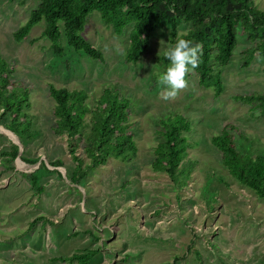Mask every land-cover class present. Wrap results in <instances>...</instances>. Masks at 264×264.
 <instances>
[{"label":"rangeland","instance_id":"374dc122","mask_svg":"<svg viewBox=\"0 0 264 264\" xmlns=\"http://www.w3.org/2000/svg\"><path fill=\"white\" fill-rule=\"evenodd\" d=\"M252 1L264 11V0ZM38 2L0 0V57L17 89L28 90L23 111L30 121L22 141L6 128L11 115L0 105V125L13 134L0 131V264H79L56 258L91 249L87 264H264V199L228 173L210 142L228 122L241 152L264 154V116L235 97L264 93V54L254 47L262 33L238 24L227 64L212 58L220 95L192 72L187 89L164 100L157 80L168 67L159 59L171 45L168 26L151 34L138 61L127 62L116 48L126 51L129 27L116 34L94 12L81 34L104 61L76 52L63 34L57 54L42 35L44 21L25 39L13 37ZM190 26L181 21L179 30ZM49 83L85 90L90 108L104 88L118 89L130 99L136 154L91 166L82 138L54 133ZM171 113L190 121L191 146L175 179L151 168L159 120Z\"/></svg>","mask_w":264,"mask_h":264},{"label":"trees","instance_id":"16d2710c","mask_svg":"<svg viewBox=\"0 0 264 264\" xmlns=\"http://www.w3.org/2000/svg\"><path fill=\"white\" fill-rule=\"evenodd\" d=\"M94 12H98L101 20L112 26L116 34L129 27L130 43L124 55L127 62L138 61L149 46L151 34L165 26L170 30L171 45L178 36L201 44L200 66L190 71L187 79L195 72L199 84L213 88L216 96L222 92L223 84L220 73L213 70L211 60L215 59L219 65L227 64L236 45L234 28L238 24L245 30L254 28L262 33L254 47L259 54H264V11L253 5L252 0H39L25 22L13 32V37L16 41L25 39L34 26L44 21L42 35L49 39L57 54L63 53L60 42L63 34L76 52L104 61L100 50L81 34L87 17ZM181 21L191 25L186 32L179 30ZM250 38L255 39L253 35ZM253 50L249 49L244 65L250 62ZM159 59L169 65L163 55ZM49 94L54 102V133L67 134L69 140L77 136L82 138L92 159L91 166L104 163L108 157L130 158L136 154V142L129 132L130 99L118 89L104 88L93 108L85 102L87 92L83 89L70 90L49 83ZM28 96L27 89H17L7 61L0 57V105L4 113L11 115L6 128L22 141L30 136V121L23 111ZM235 97L244 103H254L264 116V93L237 94ZM87 114H90L89 121L85 120ZM159 124L161 129L157 131L162 138L153 149L151 168L175 179L187 148L191 146L185 135L190 130V121L181 113H171L161 117ZM234 129V125L224 123L221 130L211 136L210 142L220 152L221 163L228 173L264 199V154L241 152L235 142ZM17 151L15 145L14 152L8 153L15 156ZM72 155L81 163L82 159L74 150ZM95 253L96 250L91 249L56 259L87 264Z\"/></svg>","mask_w":264,"mask_h":264},{"label":"clouds","instance_id":"9594fccd","mask_svg":"<svg viewBox=\"0 0 264 264\" xmlns=\"http://www.w3.org/2000/svg\"><path fill=\"white\" fill-rule=\"evenodd\" d=\"M120 55L126 52L120 47L116 48ZM203 47L199 43L178 36L175 43L166 47L163 56L169 61V65L163 73L158 75L157 83L164 86L162 98L174 100L179 93L187 89V76L190 71L200 66Z\"/></svg>","mask_w":264,"mask_h":264},{"label":"bare ground","instance_id":"6f19581e","mask_svg":"<svg viewBox=\"0 0 264 264\" xmlns=\"http://www.w3.org/2000/svg\"><path fill=\"white\" fill-rule=\"evenodd\" d=\"M2 126H0V131H2V132H5V133H7L8 135H10L11 137H13V134H12V132H10L9 130H7V129H5V128H1ZM19 163H21V162H19ZM19 165H22V164H19Z\"/></svg>","mask_w":264,"mask_h":264},{"label":"water","instance_id":"95a60500","mask_svg":"<svg viewBox=\"0 0 264 264\" xmlns=\"http://www.w3.org/2000/svg\"><path fill=\"white\" fill-rule=\"evenodd\" d=\"M17 136V135H16ZM18 145L20 146V144L18 143Z\"/></svg>","mask_w":264,"mask_h":264}]
</instances>
